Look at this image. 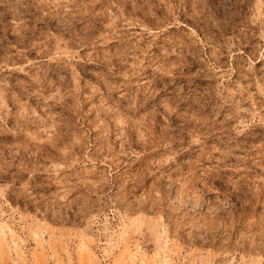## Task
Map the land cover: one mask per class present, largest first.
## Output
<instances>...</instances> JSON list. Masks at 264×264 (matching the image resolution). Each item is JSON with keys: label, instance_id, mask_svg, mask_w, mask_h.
<instances>
[{"label": "rangeland", "instance_id": "1", "mask_svg": "<svg viewBox=\"0 0 264 264\" xmlns=\"http://www.w3.org/2000/svg\"><path fill=\"white\" fill-rule=\"evenodd\" d=\"M0 264H264V0H0Z\"/></svg>", "mask_w": 264, "mask_h": 264}]
</instances>
